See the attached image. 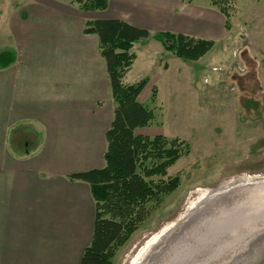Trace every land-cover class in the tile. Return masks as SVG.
<instances>
[{
  "label": "rangeland",
  "instance_id": "374dc122",
  "mask_svg": "<svg viewBox=\"0 0 264 264\" xmlns=\"http://www.w3.org/2000/svg\"><path fill=\"white\" fill-rule=\"evenodd\" d=\"M78 1L0 0V49L17 44L14 34L8 36L15 19H67L79 32L85 20L105 19L115 12L108 8L82 14ZM165 1L179 12L209 9L218 15L224 8L230 30L222 34L217 19L194 17L190 27L208 32L207 38L216 41L195 62L166 51L154 39V24H148L147 42L133 45L135 60L123 82L147 78L138 101L154 113L151 124L136 134L182 140L189 154L167 169V177H179L178 187L148 204L145 220L113 250L112 264H142L154 248L165 254L162 251L152 264H227L236 253L246 254L264 233V0H214L223 1L219 5L213 0ZM72 44L65 64L87 67L89 53L75 51ZM102 104L105 109L115 107L111 100ZM54 238L50 260L89 240L85 235L78 241L73 232H56ZM165 238L170 239L163 247ZM41 258L37 255L35 262L32 257L31 264H41Z\"/></svg>",
  "mask_w": 264,
  "mask_h": 264
},
{
  "label": "crops",
  "instance_id": "0c3cea01",
  "mask_svg": "<svg viewBox=\"0 0 264 264\" xmlns=\"http://www.w3.org/2000/svg\"><path fill=\"white\" fill-rule=\"evenodd\" d=\"M108 8L115 12L105 19L148 32V24H154L157 33L215 44L208 32L190 27L194 17L203 15L217 19L225 32L222 16L209 9L179 12L165 0H109ZM86 22L78 32L67 19H15L8 36L14 34L17 44L0 49L15 57L0 68V264H31L37 255L44 257L41 264H79L89 245L94 220L90 187L69 176L103 168L113 110L102 102L113 100L97 36L83 33ZM70 41L75 51L89 53L87 67L65 64ZM56 232L89 240L50 260Z\"/></svg>",
  "mask_w": 264,
  "mask_h": 264
},
{
  "label": "trees",
  "instance_id": "16d2710c",
  "mask_svg": "<svg viewBox=\"0 0 264 264\" xmlns=\"http://www.w3.org/2000/svg\"><path fill=\"white\" fill-rule=\"evenodd\" d=\"M219 2L213 0L215 5ZM78 3L82 12H96L105 11L109 0ZM219 12L224 17V29L229 31L228 13L224 8ZM83 33L97 36L115 107L105 134L103 168L69 176L70 180L87 183L94 201L92 235L79 264H112L113 250L145 220L148 204L158 202L160 196L178 187L179 177H167V169L189 154V145L176 138L136 134L137 129L149 126L154 120L153 111L138 101L148 79L125 84L123 77L135 60L131 52L133 45L145 43L149 32L121 20L101 19L87 21ZM154 39L175 57L191 62L201 59L214 46L212 41L168 32H158ZM14 59L12 51H1L0 68L9 66ZM154 177L160 180L153 181Z\"/></svg>",
  "mask_w": 264,
  "mask_h": 264
},
{
  "label": "water",
  "instance_id": "95a60500",
  "mask_svg": "<svg viewBox=\"0 0 264 264\" xmlns=\"http://www.w3.org/2000/svg\"><path fill=\"white\" fill-rule=\"evenodd\" d=\"M245 253L246 254H243V252L238 253V254L236 253L234 257L231 259V261L228 263L229 264H247V260H248L249 262L248 264H251L252 262H255L256 264H264V233L262 236L258 237L257 240L253 242V244H250L248 246ZM160 254L156 255V257H158ZM155 260H152V258H150L149 262L148 261H145V262L146 264H152V262ZM143 261H142V264L144 263Z\"/></svg>",
  "mask_w": 264,
  "mask_h": 264
},
{
  "label": "bare ground",
  "instance_id": "6f19581e",
  "mask_svg": "<svg viewBox=\"0 0 264 264\" xmlns=\"http://www.w3.org/2000/svg\"><path fill=\"white\" fill-rule=\"evenodd\" d=\"M186 232V231H185ZM168 239H170V238H165V240H163L164 242V244L166 243V241H168ZM185 239V238H184ZM181 240V239H180ZM184 241V240H183ZM167 244V243H166ZM166 244L163 246V247H165L166 246ZM163 245V244H162ZM174 246V245H173ZM158 247V246H157ZM162 247V246H161ZM175 247H176V245H175ZM173 248V247H172ZM166 249V248H165ZM159 251V250H158ZM162 251H163V254H165L164 253V250L163 249H161V252H156L155 251V248L152 250H150L142 259H141V261H143V259L146 257H148V258H152V260H155L157 257H156V255H158V254H160V253H162ZM151 252V253H150ZM150 253V254H149ZM163 254L161 255V257L163 256ZM145 258V259H146ZM163 258V257H162ZM161 262V261H160ZM145 264V263H144Z\"/></svg>",
  "mask_w": 264,
  "mask_h": 264
}]
</instances>
